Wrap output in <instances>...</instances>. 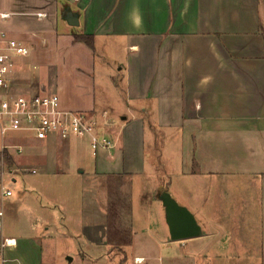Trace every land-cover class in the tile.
<instances>
[{
  "label": "crops",
  "instance_id": "1",
  "mask_svg": "<svg viewBox=\"0 0 264 264\" xmlns=\"http://www.w3.org/2000/svg\"><path fill=\"white\" fill-rule=\"evenodd\" d=\"M66 12L78 16L77 26L66 22ZM71 29L93 38L92 48L75 42L86 49V68L77 65V54L46 57L75 44ZM1 34L29 45V55L15 60L12 80L21 74L22 83L14 92L58 94L61 108L88 112L98 126L102 123L99 133L115 142L111 151L98 152L91 169L84 166L83 149L79 155L69 153L65 173L138 176L139 191L145 195L150 191L146 185L150 171L160 166L145 149L157 147L154 142L160 140L166 187L156 183L153 192L163 188L192 213L202 232L190 240L193 246L199 251L209 247L212 257L252 250L247 239L253 231L246 222L253 220L248 213L251 204L264 221V0H0ZM71 60L76 65L69 64ZM54 64L59 66V82L51 88L52 81L48 86L42 74L51 79ZM65 71L71 76L69 87L63 83ZM97 86L109 91L121 109L111 111L109 103L99 108ZM54 139L59 138L48 139L51 148L44 166L54 163L57 170L58 163L51 158ZM13 182V177L6 184L0 180V186L10 191ZM11 195L0 193V242L13 238L5 235L3 220L12 206ZM70 204L62 205L60 222L68 214L73 217ZM86 206L91 217L92 206ZM24 208L28 224L18 216L15 223L27 235L2 251L0 264H42V241L37 238L44 241L56 230L52 208L35 200ZM36 221L45 224V233L37 238ZM90 223L80 231L86 238L94 234ZM101 228L106 235L105 225ZM138 231L131 232V247L141 244L151 252L157 248L146 229ZM224 236L231 239L223 240ZM136 254L143 263L140 259L132 264H153L145 258H156ZM171 254L166 264H190L186 257L194 260L185 253L182 261L173 262Z\"/></svg>",
  "mask_w": 264,
  "mask_h": 264
},
{
  "label": "rangeland",
  "instance_id": "2",
  "mask_svg": "<svg viewBox=\"0 0 264 264\" xmlns=\"http://www.w3.org/2000/svg\"><path fill=\"white\" fill-rule=\"evenodd\" d=\"M62 6L63 4H60L59 11ZM62 25L59 21V27ZM74 34L84 33L78 29H71L72 38ZM17 41L22 43L20 40ZM72 42L75 43L77 41L73 38ZM22 44L29 50L27 43ZM82 46L75 43L67 50L47 53L46 57L58 56L60 53L77 54L79 56L77 65L86 68V49ZM107 54L112 56L109 53ZM68 63L76 65L73 60L68 61ZM54 65L57 68L51 74L53 79H48L46 72L42 74L47 83L52 81V85L49 86L48 83L51 88L59 82V66L58 64ZM65 72L63 83L69 87L71 76L67 71ZM15 73L17 72L15 71ZM14 76L16 78V74ZM20 78L21 74L14 82L12 80L13 88L18 87L22 83ZM102 88L106 89L103 86ZM100 90L101 87L97 86L95 88V101L99 108L109 103L110 110L121 109L120 106L114 105L109 91L102 92ZM79 95L85 96V93H79ZM112 115L116 116V111H113ZM94 121L96 122L95 119ZM96 124L97 130L99 126L102 127L101 122L99 126L97 122ZM76 139L78 138H71L69 143H66L67 145H65L64 141L60 144L59 139H54L53 149L51 150L54 156L51 158L58 163V169L55 170L54 163L48 168L44 166L45 154L46 151L49 152L47 148L50 147V141L37 140L26 136L24 133L8 132L2 137L0 135V180L6 184L11 177L15 179V182L11 183L10 192L12 195L9 197L12 206L9 213H5L3 217L7 229L5 235L13 237L15 240L27 235L26 233L22 234L20 226L15 221L16 216H18L22 224L28 222L27 212L24 208L28 201L35 200L40 205L52 208L50 214L54 220L53 227L56 230L48 231L49 236L44 241L42 238L37 237L45 233V224L40 221L35 222V236L42 241V264H132V262L137 263L136 259H141L143 263L144 258L138 257L136 253L149 254L156 257L154 260L149 257L145 258L146 262L152 261L153 264H166L165 262L168 261L167 256H172L171 253L175 254L172 259L173 262L182 261L181 256H187L185 253H189L193 255L194 260L190 259V257H186L184 260L186 262L189 261L190 264H193L190 262L191 260L195 264H264V232L262 231L264 221L259 215V208L257 209L254 204L249 206L251 209L248 212L251 217L253 216V220L251 218L250 221H246L249 229L253 231L252 236L250 234L247 239L249 240L248 245L251 244V247H253L249 252H225L219 254V257L214 255L212 257L210 251H207L209 247L201 245L199 248L203 246V250L199 251L197 246H193L194 243L190 240L196 237L180 241L167 240L169 234L165 222L164 208L157 198L163 188L159 187L155 193L153 192L156 183L166 187V178L162 174L166 168V158L160 154L163 143L160 140L154 142L157 147L154 146L153 149L146 147L145 149L147 157L160 166L158 170L153 169L150 171L146 182L147 191H150L145 195H141L138 176L129 179L123 176L120 178L117 176H94L85 172H72L70 175L65 173L66 155L69 153L79 155L83 149L81 151L82 155H84L83 163L88 169L94 168L97 160V157L91 156L87 140L85 139V142H81L76 141ZM46 144L48 146H45ZM2 146L8 147V149H4L10 152L11 163L6 162L2 158ZM30 169H35L36 173H30ZM8 171H11V175H9ZM20 201L22 202L20 203ZM68 202L71 203L70 206L68 205V212L72 213L73 217L70 215V218L68 214L65 217L63 216L60 222L59 218H61L62 211L65 209V206L62 207V205ZM61 203L63 204L61 205ZM87 203L92 206L91 217L88 216L89 213L87 214L86 211L88 209ZM85 217H88L87 222ZM91 218L92 221L90 220V223L89 219ZM87 223L94 225V234L90 238H86L80 233L82 226ZM243 223L239 222V224ZM102 225H105L107 232L104 236L101 234ZM142 227L147 230L146 233L149 234L150 239H154L158 243L157 248H154L152 252L148 247L141 244L135 245V249L129 244L132 242L131 232L138 231ZM95 230L100 231L96 233ZM135 239L137 241L140 240L137 236ZM222 239L229 241L231 238L224 236ZM182 242L187 245L184 246V243L181 245Z\"/></svg>",
  "mask_w": 264,
  "mask_h": 264
},
{
  "label": "built area",
  "instance_id": "3",
  "mask_svg": "<svg viewBox=\"0 0 264 264\" xmlns=\"http://www.w3.org/2000/svg\"><path fill=\"white\" fill-rule=\"evenodd\" d=\"M6 16V14H1ZM29 55V50L19 41L0 35V135L8 132L24 133L37 140L56 137L60 140L71 138L86 139L89 152L96 157L98 152L111 151L115 142L97 130L92 116L85 111L67 110L60 106L55 93L37 92L22 94L14 92L12 78L15 72V60ZM106 112H102V117ZM7 146H2V151ZM30 173H36L30 169ZM0 193L9 195L0 186ZM1 216V212H0ZM15 245L14 238H3L2 251Z\"/></svg>",
  "mask_w": 264,
  "mask_h": 264
},
{
  "label": "water",
  "instance_id": "4",
  "mask_svg": "<svg viewBox=\"0 0 264 264\" xmlns=\"http://www.w3.org/2000/svg\"><path fill=\"white\" fill-rule=\"evenodd\" d=\"M65 20L70 26L78 25L76 14L66 12ZM157 198L164 208L170 240L180 241L201 236L200 226L186 207L179 205L166 191H161Z\"/></svg>",
  "mask_w": 264,
  "mask_h": 264
},
{
  "label": "trees",
  "instance_id": "5",
  "mask_svg": "<svg viewBox=\"0 0 264 264\" xmlns=\"http://www.w3.org/2000/svg\"><path fill=\"white\" fill-rule=\"evenodd\" d=\"M73 38L75 41H81L84 44H86L89 48L93 47V38L91 35H85V34H74ZM2 158L6 160V162L11 163L12 162V158L10 156V154L4 149L2 151Z\"/></svg>",
  "mask_w": 264,
  "mask_h": 264
},
{
  "label": "bare ground",
  "instance_id": "6",
  "mask_svg": "<svg viewBox=\"0 0 264 264\" xmlns=\"http://www.w3.org/2000/svg\"><path fill=\"white\" fill-rule=\"evenodd\" d=\"M140 261V259H136V262H139Z\"/></svg>",
  "mask_w": 264,
  "mask_h": 264
}]
</instances>
